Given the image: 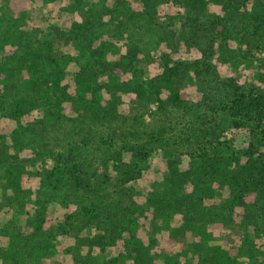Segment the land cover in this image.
Segmentation results:
<instances>
[{
    "label": "rangeland",
    "instance_id": "rangeland-1",
    "mask_svg": "<svg viewBox=\"0 0 264 264\" xmlns=\"http://www.w3.org/2000/svg\"><path fill=\"white\" fill-rule=\"evenodd\" d=\"M26 3L0 0V111L33 100L22 149L0 114V158L24 162L13 189L0 174V227L24 230L27 251L56 250H0V264H77L65 230L30 232L37 213L84 224L82 257L100 264H136L130 243L139 264H195L168 242L188 226L213 242L249 233L245 259L264 264V0ZM82 76L104 86L101 105L75 91Z\"/></svg>",
    "mask_w": 264,
    "mask_h": 264
},
{
    "label": "trees",
    "instance_id": "trees-1",
    "mask_svg": "<svg viewBox=\"0 0 264 264\" xmlns=\"http://www.w3.org/2000/svg\"><path fill=\"white\" fill-rule=\"evenodd\" d=\"M8 6L14 11H19L21 14H24L27 9L26 0H6ZM75 91H77L80 95L84 97H90L94 100L96 104H102L105 99L104 86L99 84H93L90 80L82 77H77L75 83ZM188 94L185 91H176L173 94V100L175 102H184ZM240 102H245L244 99L239 100ZM255 105L258 107L262 105V101L260 98L254 99ZM33 104V100L29 97L23 98L17 104V108L14 109L10 113H4L0 111V114L8 117V121L6 126L11 130L10 140H14L15 143L19 146V148H24L27 146V142L24 141V135L26 134V129L32 124L33 121L25 122V119L32 120V108L28 107ZM244 107L241 105V108ZM50 120H53V116L50 115ZM28 123V125L26 124ZM5 122L0 121V128H4ZM0 136L3 137L4 134L0 133ZM7 138V135L4 136ZM1 143V141H0ZM24 162H20L19 165L15 164L10 157L0 158V174L4 173L7 178L6 182H4V186L6 189H13L18 182L17 170H19ZM17 165V166H16ZM71 172L74 174V171L77 170L76 166H71ZM58 166L52 169V173L55 174L57 172ZM259 171L262 174L263 178L261 180V184L264 185V166L259 167ZM9 174H14L13 178L9 177ZM256 180V179H255ZM92 213L96 214V209H90ZM30 214L29 218H32L35 224V228L32 226L31 233H39L42 234L43 231H47L48 229L52 230H65L66 234L73 239V247L71 252L74 253L75 260L77 264H100L101 261L98 260L99 257L91 256V254H87L85 258L82 257L83 245H87L89 242L87 237V231L81 222L77 221L72 215L64 218L62 222H57L54 218L50 216H43L39 213L36 215ZM240 213L234 215L232 219V223L239 228L243 229L244 226L239 221ZM123 226L126 230L135 231L138 228V222L136 220H125L123 221ZM10 228L8 225H3L0 227V236L8 237L9 242L8 245L4 248H0L3 250L5 254H18L20 257L22 255L23 250L27 255L32 253L42 254L46 253L47 250L53 251L56 250L51 243L45 244L42 247H39L37 250L27 251V247L24 246V243L28 245V237L25 235V231L22 230L19 226H14ZM153 229H155L153 227ZM152 227H149L150 231H153ZM242 239L243 243L238 241H230V242H213V235L207 234L201 229L196 228L195 226H188L184 232H173L168 238V242L174 248H179V252L186 258H193L195 264H251L246 261L245 255H247L250 259L255 257L256 251L252 247L245 248L244 243L247 238H249V233H246ZM100 240V239H99ZM90 244V243H89ZM131 246V256L132 263L139 264L143 262V258L146 255V252L142 250V247L137 243H130ZM149 255V254H148ZM142 259V260H141Z\"/></svg>",
    "mask_w": 264,
    "mask_h": 264
}]
</instances>
